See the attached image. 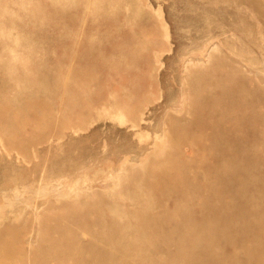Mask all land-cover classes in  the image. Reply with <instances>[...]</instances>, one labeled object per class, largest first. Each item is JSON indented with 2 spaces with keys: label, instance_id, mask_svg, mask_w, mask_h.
I'll use <instances>...</instances> for the list:
<instances>
[{
  "label": "rangeland",
  "instance_id": "1",
  "mask_svg": "<svg viewBox=\"0 0 264 264\" xmlns=\"http://www.w3.org/2000/svg\"><path fill=\"white\" fill-rule=\"evenodd\" d=\"M262 38L264 0H0V264H264Z\"/></svg>",
  "mask_w": 264,
  "mask_h": 264
},
{
  "label": "bare ground",
  "instance_id": "2",
  "mask_svg": "<svg viewBox=\"0 0 264 264\" xmlns=\"http://www.w3.org/2000/svg\"><path fill=\"white\" fill-rule=\"evenodd\" d=\"M93 1V0H92ZM89 3H90V1H89ZM146 7V6H145ZM24 8V7H23ZM146 9V8H145ZM161 8H159V10H155V13H156V16L159 18V20H160V25L162 26V29H163V34H164V36H165V38L166 39H169V37H170V34H169V29H168V25H167V23L164 21V19H163V10L161 11L160 10ZM89 11V10H88ZM147 11V10H146ZM154 14V13H153ZM88 15V14H87ZM81 26V25H80ZM77 29V28H76ZM81 29V28H80ZM12 30V29H11ZM9 31V30H8ZM74 31H75V29H74ZM16 34V33H15ZM72 34V33H71ZM76 34V33H75ZM79 34V33H78ZM127 34V33H126ZM249 34V33H248ZM81 35H82V33H81ZM12 36V35H11ZM75 36H77V35H75ZM127 36V35H126ZM140 36H142V35H140ZM160 37V36H159ZM77 38H78V36H77ZM260 38V37H259ZM73 40V39H72ZM75 41V40H74ZM77 41V40H76ZM164 41V40H163ZM167 41V40H166ZM165 41V42H166ZM168 41H170V40H168ZM227 42V41H226ZM261 42H263L264 43V38H262L261 39ZM81 43V42H80ZM226 44H228V43H226ZM75 45V44H74ZM130 45V44H129ZM169 45V44H168ZM172 45V44H171ZM229 45H231V44H229ZM76 46V45H75ZM86 46V45H85ZM70 47H71V45H70ZM87 47V46H86ZM235 47V46H234ZM84 48V47H83ZM83 48H82V50H83ZM131 48V47H130ZM129 48V49H130ZM161 48V47H160ZM79 49H80V46H79ZM78 49V50H79ZM159 49V48H158ZM170 49H171V46H170ZM169 49V50H170ZM234 49V48H233ZM11 50V49H10ZM73 50V49H72ZM75 50V49H74ZM85 50H86V48H85ZM198 51H200V55L201 56H204L205 55V53H206V50H205V48H203L202 50L199 48V49H197ZM77 51V50H76ZM157 51H160V49L159 50H157ZM157 51H155V52H157ZM132 52H134V51H132ZM131 52V53H132ZM171 52V51H170ZM197 52V51H196ZM245 52V51H244ZM158 53V52H157ZM246 53V52H245ZM11 54V53H10ZM153 54H154V52L152 53V56H153ZM165 54V53H164ZM198 54V53H197ZM238 54V53H237ZM15 55V54H14ZM133 55H134V53H133ZM138 55V54H137ZM156 56H158L157 54H156ZM155 57V56H154ZM159 57V56H158ZM247 57L249 58V60L251 61V63L253 64V66L254 65H258V66H260L261 64H263V62L262 61H260V60H258L256 57H254L253 55H247ZM156 58V57H155ZM244 58V57H243ZM160 59H162L161 58V56H160ZM150 60V59H149ZM21 62V61H20ZM106 62V61H105ZM104 62V63H105ZM107 62H109V61H107ZM113 62V61H112ZM131 62V61H130ZM154 62H155V60H154ZM149 63V62H148ZM156 63H157V65H159L158 67H159V69H161L162 67H163V62L162 61H160L158 58L156 59ZM80 65V64H79ZM111 65V64H110ZM76 66V65H75ZM255 67V66H254ZM76 68H78V67H76ZM81 70V69H80ZM79 71V70H78ZM157 71H159V70H157ZM156 72V71H155ZM157 74V73H156ZM108 80H109V78H108ZM149 80V79H148ZM152 81V80H151ZM148 85V84H147ZM146 85V86H147ZM152 85V84H151ZM148 86H150V84L148 85ZM147 86V87H148ZM154 86V85H153ZM149 91H152V88L151 89H149ZM152 93H155V92H152ZM111 95H113L112 93H110ZM109 97V96H108ZM110 101V100H109ZM108 101V102H109ZM107 102V103H108ZM112 102V101H111ZM105 103V102H104ZM106 105V104H105ZM108 105V104H107ZM103 109V108H102ZM101 109V110H102ZM104 111H105V109H103ZM112 112H114V111H112ZM104 114V113H103ZM140 119H139V121H137L136 122V120H134V121H132L131 122V126L133 127V128H138V123L139 122H141V121H144L145 120V117H143V115H144V113H142V112H140ZM110 115V114H109ZM103 116H105V115H103ZM113 118V120L115 121L116 120V122L117 123H119L120 125H124V124H126L127 123V118L122 114V113H116L113 117H111V119ZM110 119V120H111ZM116 123V124H117ZM143 124V123H142ZM141 128V127H140ZM137 130V129H136ZM76 132V131H75ZM157 135L156 136H153L151 133H148V132H145V131H141V132H138L136 135H137V137H138V139H139V142H143L144 140H148L149 138H152L153 140H154V146L156 147V149H157V147H160V144L162 143V136H160L158 133H156ZM163 144V143H162ZM2 143L0 142V149L2 150ZM4 151V150H3ZM147 154V153H146ZM135 164V163H134ZM46 165V164H45ZM120 166V165H119ZM113 168V167H112ZM103 170V169H102ZM260 170H261V172L263 171L262 170V168H260ZM118 171V170H117ZM116 170H114V169H107V170H105L104 172H102L103 173V175H105L104 177H103V181L104 182H111L112 183V186H111V188H109V187H107L108 188V190H110V189H114V188H116L117 187V185H118V183H119V173L117 172ZM96 173V172H95ZM72 175V174H71ZM95 175V174H94ZM97 176V175H96ZM246 176L247 177H249L250 178V175H248L247 173H246ZM85 177V176H84ZM246 178V177H245ZM65 179V180H64ZM248 180V179H247ZM87 182H89V180H87V179H80V180H72V181H69V180H66V178H62V179H58L55 183H52V182H49L48 180H46L44 177H42L41 178V180L39 181V183L37 184V189H38V192H40V191H44V190H46V189H49V187H53L54 189H61L62 191H66V190H75L77 187H79V185H81V184H86ZM107 182V183H108ZM250 182V181H249ZM245 184V183H244ZM243 184V185H244ZM253 184H254V182H253ZM252 184V185H253ZM254 185H256V183L254 184ZM260 185V187L262 188V190H264V184L262 185V184H259ZM87 186H88V184H87ZM87 186H85L86 188H87ZM237 186H238V184H237ZM246 186V185H245ZM84 187V188H85ZM246 187H248V186H246ZM106 188V187H105ZM106 188V189H107ZM238 188V187H237ZM236 187H235V189H237ZM105 189V190H106ZM256 189V188H255ZM257 190V189H256ZM61 191V192H62ZM260 191V190H259ZM1 192H3V191H1ZM9 200H8V202H9V204H10V206L11 205H13L14 203H13V201L16 199V198H18V197H22L25 193H27L26 192V190L24 189V188H21V187H19V186H16V187H14V188H11L10 190H9ZM258 192V191H257ZM63 193V192H62ZM259 194V193H258ZM258 194L256 195V197H259L258 196ZM251 195V194H250ZM262 197H264V195L262 196ZM251 199H254V197L253 198H251ZM251 199H249V198H247V203H251L252 201H251ZM256 199V198H255ZM246 200V199H245ZM258 200H261L260 198L258 199ZM257 201V200H256ZM258 202V201H257ZM262 202L264 203V199L262 200ZM13 203V204H12ZM259 203H260V201H259ZM258 204V203H257ZM262 204V203H261ZM29 206H31V208H32V210H33V213H34V216H35V218H37V214H38V206H36V204H33L32 203V205H30L29 204ZM249 206V205H248ZM254 206H256V205H254ZM248 208H251L250 206L248 207ZM253 208V207H252ZM21 210H23V208H11V209H9L8 210V215H5V218L7 219L8 217H9V215H12V214H18V213H20V211ZM208 211L210 212V213H212V212H214V209H208ZM37 220V219H36ZM250 230V229H249ZM250 232V231H249ZM228 234V233H227ZM229 235V234H228ZM231 238H232V236L231 235H229ZM230 237H228V238H226V240L225 241H230ZM215 241H217V240H219V238L216 236L215 238H213ZM258 244V243H257ZM262 250H263V248H262ZM216 251H218L217 249H215V250H213V252H211V251H208V250H206L205 252H203L202 254H203V258H204V264H216V262H215V258L212 256V255H210L209 253H211V254H215L216 253ZM264 251V250H263ZM257 252V251H256ZM259 253H260V251H259ZM224 256V255H223ZM223 256H222V258H223ZM228 258V260L229 261H233V260H236L237 258L236 257H231V256H227ZM230 257V258H229ZM196 259V258H195ZM198 259V258H197Z\"/></svg>",
  "mask_w": 264,
  "mask_h": 264
}]
</instances>
